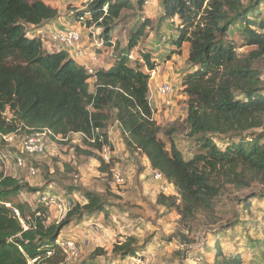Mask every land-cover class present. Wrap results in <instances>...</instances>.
Masks as SVG:
<instances>
[{"label":"trees","instance_id":"trees-1","mask_svg":"<svg viewBox=\"0 0 264 264\" xmlns=\"http://www.w3.org/2000/svg\"><path fill=\"white\" fill-rule=\"evenodd\" d=\"M157 1L163 20L179 22L171 44L177 49L189 44L187 61L193 70L182 79L183 121L161 126L153 119L149 76L143 67L153 70L157 65L147 54L130 58L149 19L130 33L123 49L113 37L125 19L123 13L141 11L148 0H92L84 14L75 16L85 28L99 29L100 44L114 52L111 66L92 75L67 52L49 53L36 32L30 35L57 19V9L42 0H0V136L47 129L59 143L67 144L77 135L81 146L89 150L100 152L107 145L112 151L107 130L114 122L126 151L144 157L151 170L173 186L175 195L159 194L156 203L176 211L178 224L191 232L201 215L213 212L224 178L236 187L264 183V85L257 68L264 58V18L258 17L264 0ZM236 28L240 46L252 48L242 55L227 40ZM179 126L195 150L189 160L175 141ZM216 140L229 144L221 149ZM74 150L77 155L95 157L78 146ZM112 160L100 161L101 172L109 171ZM38 191L0 172V264H27L35 258L44 264H63L64 256L55 245L60 232L96 213L107 214L108 205L99 196L82 191L83 203L72 204L58 224H46V207L31 210L16 202L21 193ZM254 197L264 199V193ZM250 198L245 201L246 210ZM5 204L16 208L19 217ZM177 234L186 238L181 231ZM138 244L136 237L128 236L113 245L112 253L123 262L145 249V242ZM213 251V264H243L239 253H224L218 238ZM48 252L52 255L45 258Z\"/></svg>","mask_w":264,"mask_h":264},{"label":"rangeland","instance_id":"rangeland-1","mask_svg":"<svg viewBox=\"0 0 264 264\" xmlns=\"http://www.w3.org/2000/svg\"><path fill=\"white\" fill-rule=\"evenodd\" d=\"M42 1L59 11L57 25L61 27L51 33L65 32L70 27L78 28L80 42L76 50L83 49V46L88 48L86 57L92 64H97L98 59H101L103 65L104 62L113 60L99 42L100 30L95 27L87 29L75 20L76 15L85 13L86 3L92 0ZM259 13L258 17L264 18V4ZM123 15L125 19L113 32L120 48L126 46L130 33L139 23L149 19L150 24L145 35L140 39L137 48L130 53V58L147 54L151 63L163 65L160 71L163 75L171 74L172 81L167 83L172 86V92L166 99L157 92V88L163 83L157 81V87L155 86L157 94L163 99L161 112L167 113V122L160 125L167 126L175 121H183L186 116V98L182 92V79L193 69L187 61L189 44L184 43L179 49L171 44L170 39L175 35L178 20L175 18L173 24L163 20L162 7L157 0H148L141 11L135 9ZM42 33L44 36L50 35ZM227 40L236 44L237 53L240 55L252 50L240 46L242 40L237 28L232 30ZM93 49H97L96 54L101 57H97ZM257 68L264 85V58L257 64ZM143 70L146 72L144 67ZM155 72L153 80L149 83L152 91L155 88L153 81L158 76L156 68ZM165 101L170 104L166 105ZM5 118L10 120L11 114L6 112ZM161 120L159 119L160 122ZM177 129V147L184 159L189 160L195 150L182 127ZM111 134L114 142L117 141L115 149L118 156L112 157L108 172L100 170L99 152L81 146L80 137L77 135L71 136L67 144L45 138L42 152L34 156L25 155L21 151V142L27 136L23 132L14 135L9 143H0V172L39 189L34 194L21 193L17 203L26 204L34 210L41 205L42 195L54 196L61 204L66 201H71L72 204L83 203L82 191H89L108 205L107 214L96 213L86 217L79 225H69L60 232L61 238L75 241L79 251L74 261L65 264H121L119 258L113 255L112 249L117 241L123 242L128 236L136 237L139 246L145 242L146 247L135 257L125 258L123 264H213V246L217 238L226 255L239 253L243 264H264V199L257 200L254 197L258 193H264V183L253 181L248 186L239 184L240 186L236 187L234 184H227L224 178V188L213 212L201 215L193 223L191 232H188L178 224L179 215L176 211L169 212L156 203L159 194L174 196L173 186L164 180H153L147 160L144 157L132 156L126 151L115 127ZM215 143L221 149L229 144L228 141L217 140ZM77 146L94 153L95 157L77 155L74 150ZM18 158L24 162V168L19 169L15 165ZM30 167L37 171L36 176L29 175ZM113 171L120 173L123 184L119 185L114 181ZM249 197L250 208L246 210L244 204ZM44 207L47 209L48 224H58L64 218V207ZM229 225H232L231 229L228 228ZM180 231L185 235V239H181L177 234ZM96 249L98 250L94 252Z\"/></svg>","mask_w":264,"mask_h":264},{"label":"built area","instance_id":"built-area-1","mask_svg":"<svg viewBox=\"0 0 264 264\" xmlns=\"http://www.w3.org/2000/svg\"><path fill=\"white\" fill-rule=\"evenodd\" d=\"M36 35L40 37L42 44H45V46L48 49H55V51H65L70 55L72 58L71 59H78L81 58V55L78 53L79 51L76 50V46L80 42V32L78 28L75 27H70L67 29L65 32H55V33H50L49 36H44V34L38 30L36 31ZM78 51V52H77ZM146 73L149 76V83L153 80L155 76V69L153 70H148L146 67H144ZM88 74L92 75L93 74V69H86ZM158 94L163 97L167 98V96L172 92V86L168 84L167 82L161 84L157 88ZM166 105H169V101H165ZM20 133L19 130H17L15 133L6 135V136H0V143H9L12 141L14 135ZM53 135L51 131L47 129H42L36 132H33L31 134H28L21 142V151L23 154L28 155V156H34L42 152L43 149V140L45 138H51ZM99 156L101 161L104 163H109L110 160L112 159V154L110 151V148L107 145H103L100 152ZM15 165L20 169L24 168L25 164L22 161L21 158H18L15 162ZM29 175L30 176H36L37 171L33 168L30 167L28 169ZM113 179L114 181L121 185L123 184V179L118 171H113ZM152 178L155 181H162L163 178L160 173L156 171H152ZM40 203L41 205H46V206H53L55 208H60L64 207V210H66V213L70 208L72 207L71 201H66L63 204H61L54 196L51 195H42L40 198ZM5 206L9 209L12 210L14 215L16 217H19V212L16 208H13L10 206V204H5ZM65 213V214H66ZM65 216V215H64ZM46 220V224H48L47 220V214L44 216ZM22 227L26 230L27 227L23 223V221H20ZM264 234V230H263ZM56 247L62 252V255L64 256V263H68L71 261H74L78 257V248L75 243V241L71 239H63L60 236L57 238L55 241ZM52 255L51 252H48L45 258H49ZM27 264H44L43 260L40 258H35L27 261Z\"/></svg>","mask_w":264,"mask_h":264},{"label":"crops","instance_id":"crops-1","mask_svg":"<svg viewBox=\"0 0 264 264\" xmlns=\"http://www.w3.org/2000/svg\"><path fill=\"white\" fill-rule=\"evenodd\" d=\"M51 7H53V6H51ZM53 8H55V9H57L56 7H53ZM58 14H59V11H58ZM58 27H61V26H59V25H57V19H55L54 21H51V22H49V23H46V24H44L42 27H41V29H40V31L41 32H44V33H51V32H53V31H56L57 30V28ZM60 30L62 29V28H59ZM34 32H36V31H33V32H31L30 33V35L32 34V33H34ZM43 48L47 51V52H49V53H52V52H55V49L53 48V49H48L46 46H45V44H43ZM97 50V49H96ZM96 50L95 49H93V53L97 56V57H101V55H98V54H96ZM103 50H105L108 54H109V56H110V58L111 57H113V54H112V48H105V47H103ZM112 50V51H111ZM79 51V52H78ZM77 52L81 55V58H78V59H72L73 60V62L78 66V67H81V68H84V69H87V67H92L93 68V70L95 71L96 69H103V70H106L108 67H110L111 66V64H112V62H113V60L111 61V60H108V62L107 63H105L104 62V65L102 64V62H101V59H98V63L97 64H92V62H90V59L88 58V57H86V55H87V52L89 51L88 50V48H84V46H83V49L81 48H79V50H78ZM102 53H104V52H102ZM69 57L70 58H72L70 55H69ZM162 67H163V65H161V66H156V69H157V71H158V76L154 79V81H153V85H154V87L156 86V83H157V81H159V83L161 84V83H164V82H170V81H172V77H171V74H164L163 75V73H161L160 71L162 70ZM160 74V75H159ZM162 74V75H161ZM93 83H94V80L93 79H90L89 80V90H90V92H93ZM157 87V86H156ZM156 87L154 88V90L152 91V89H150L149 88V102H150V105L152 106V109H153V119L160 125V123H163V122H167V121H165V120H167V119H165L166 118V116H167V113H165V112H161V108H160V106H161V104H162V102H163V99H161L160 98V96L157 94V92H156ZM174 111V110H173ZM186 113V112H185ZM159 119H162L161 120V122L159 121ZM164 119V120H163ZM175 119V118H174ZM173 119V120H174ZM170 124V123H169ZM113 125V126H112ZM115 125V126H114ZM114 127H115V129L118 131V134H119V137H120V142L122 143V140H121V136H120V132H119V129H118V127H117V125L113 122V124H111L109 127H108V130H107V133H108V137H109V140H110V144H111V146H112V152H111V154H112V157L113 156H118V152L116 151V149H115V144L117 143V141L115 140V142H114V140H113V135L111 134V131H113V129H114ZM123 144V143H122ZM124 146V145H123ZM125 148V147H124ZM123 263H125L124 261L123 262H121V264H123Z\"/></svg>","mask_w":264,"mask_h":264}]
</instances>
